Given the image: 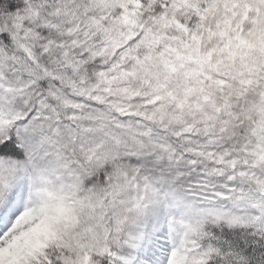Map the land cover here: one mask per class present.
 I'll return each instance as SVG.
<instances>
[{"label": "snow or ice", "instance_id": "obj_1", "mask_svg": "<svg viewBox=\"0 0 264 264\" xmlns=\"http://www.w3.org/2000/svg\"><path fill=\"white\" fill-rule=\"evenodd\" d=\"M0 264H264V0H0Z\"/></svg>", "mask_w": 264, "mask_h": 264}]
</instances>
